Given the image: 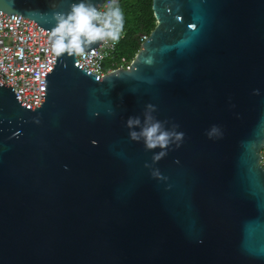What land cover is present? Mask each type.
Masks as SVG:
<instances>
[{
  "label": "water",
  "instance_id": "water-1",
  "mask_svg": "<svg viewBox=\"0 0 264 264\" xmlns=\"http://www.w3.org/2000/svg\"><path fill=\"white\" fill-rule=\"evenodd\" d=\"M77 2L0 0V14L49 32ZM151 8L128 69L98 78L56 57L38 108L0 84V264H264V0ZM147 104L184 133L155 163L125 126Z\"/></svg>",
  "mask_w": 264,
  "mask_h": 264
},
{
  "label": "clouds",
  "instance_id": "clouds-1",
  "mask_svg": "<svg viewBox=\"0 0 264 264\" xmlns=\"http://www.w3.org/2000/svg\"><path fill=\"white\" fill-rule=\"evenodd\" d=\"M52 20L55 21V26L49 31L48 43L57 58L82 55L97 43H116L121 38L124 27V17L118 0H107L103 11L92 0H79L71 4L66 14L53 13ZM155 111L154 105L147 104L142 114L143 120L140 116H129L125 122L131 141L142 142L146 151L160 149L153 154V163L164 158L173 144L179 146L178 142L184 137V133L176 131L178 125L166 128L167 121L157 120L153 115ZM216 131L213 126L208 133L209 137ZM145 166L150 167L149 164ZM153 175H159L158 170Z\"/></svg>",
  "mask_w": 264,
  "mask_h": 264
},
{
  "label": "built area",
  "instance_id": "built-area-1",
  "mask_svg": "<svg viewBox=\"0 0 264 264\" xmlns=\"http://www.w3.org/2000/svg\"><path fill=\"white\" fill-rule=\"evenodd\" d=\"M106 6L107 0L99 8L103 11ZM48 36L49 32L34 21L0 14V84L10 87L27 107L38 108L40 84L56 62ZM147 38L142 36L140 43ZM118 42L101 43L95 51L76 56L75 61L98 78L114 70L128 69L130 63L122 60L120 67L105 71L104 63L112 58ZM259 164L264 169V148Z\"/></svg>",
  "mask_w": 264,
  "mask_h": 264
},
{
  "label": "trees",
  "instance_id": "trees-1",
  "mask_svg": "<svg viewBox=\"0 0 264 264\" xmlns=\"http://www.w3.org/2000/svg\"><path fill=\"white\" fill-rule=\"evenodd\" d=\"M151 3L152 0H118L124 17L123 38L118 42L112 58L105 61V71L120 67L122 60L132 62L140 49L142 36L148 37L156 25Z\"/></svg>",
  "mask_w": 264,
  "mask_h": 264
}]
</instances>
